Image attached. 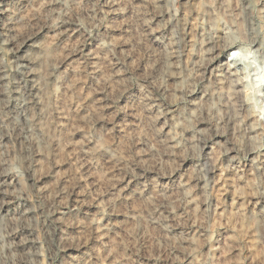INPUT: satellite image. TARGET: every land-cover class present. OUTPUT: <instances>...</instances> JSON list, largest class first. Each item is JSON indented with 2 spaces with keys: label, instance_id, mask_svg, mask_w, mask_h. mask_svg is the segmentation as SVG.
I'll return each instance as SVG.
<instances>
[{
  "label": "rangeland",
  "instance_id": "obj_1",
  "mask_svg": "<svg viewBox=\"0 0 264 264\" xmlns=\"http://www.w3.org/2000/svg\"><path fill=\"white\" fill-rule=\"evenodd\" d=\"M0 72V264H264V0H0Z\"/></svg>",
  "mask_w": 264,
  "mask_h": 264
},
{
  "label": "bare ground",
  "instance_id": "obj_2",
  "mask_svg": "<svg viewBox=\"0 0 264 264\" xmlns=\"http://www.w3.org/2000/svg\"><path fill=\"white\" fill-rule=\"evenodd\" d=\"M53 2H55V1H53ZM53 6V5H52ZM2 14H3V12H2ZM4 16H5V14H3ZM11 22H13V21H11ZM69 24V23H68ZM33 29H36V27H34ZM36 31H37V29H36ZM28 36V35H27ZM30 38V37H29ZM28 39V38H27ZM23 40H24V42H26V40L23 38ZM28 42V41H27ZM21 43H22V41H21ZM23 44V43H22ZM24 46V45H23ZM23 57H24V55H23ZM27 58V57H26ZM33 58H31V60H32ZM36 60V59H35ZM30 61V60H29ZM212 66V65H211ZM208 67V66H207ZM206 67V68H207ZM33 68V67H32ZM210 69V68H209ZM51 70H52V68L51 67H49V68H47V72L45 73V75H44V77H43V75L41 74V73H36L34 70H32L31 71V75H32V78H31V83H32V88L36 91V92H39L40 90H41V86H42V84L44 85V83H43V81L42 80H47L48 78H49V76L51 75ZM6 76L4 75V73H2V72H0V85H2L3 83H5V79L7 78H5ZM6 85V84H5ZM3 86V85H2ZM44 87V86H43ZM6 88V87H5ZM31 88V89H32ZM3 89V88H2ZM43 89V88H42ZM8 92V91H7ZM23 92V91H22ZM35 93V92H34ZM7 94V93H6ZM0 95H1V93H0ZM8 95V94H7ZM11 95V94H10ZM9 96V95H8ZM17 96H19V94L17 95ZM1 97H3V98H1ZM0 97V99L2 100L1 102L3 103V101H4V103H3V109L5 110V111H7V113H9V114H5L6 116L4 117L5 119H1V121H2V123H4V122H6V121H11V115H10V111L12 110V108H14L13 106L15 105V104H20L19 105V107L21 106V104H22V106H23V108H24V106L27 104V101L26 100H24V99H20V97H19V100L18 101H16L15 102V104H14V100L13 99H11V98H8L7 99V97H5V95H2ZM12 97V96H11ZM15 97V96H14ZM6 99V100H5ZM40 106V105H39ZM22 108V107H21ZM44 108V107H43ZM42 108V109H43ZM19 111V114H20V116H21V119H22V122H21V125H22V127H21V133H20V135H19V137H20V139H21V141H22V143H23V145H25V147H26V150H27V147L29 146H26L27 144H30L29 142H30V140L32 141V137H31V121L29 120V117H28V114H27V110H24V109H18ZM13 112V111H12ZM10 115V116H9ZM13 120V119H12ZM10 123V122H9ZM13 124V123H12ZM36 124V123H35ZM32 125H34V124H32ZM37 125V124H36ZM16 126V125H15ZM35 126V125H34ZM37 128V127H36ZM38 130V129H37ZM33 131V130H32ZM38 132V131H37ZM35 133V132H34ZM39 133V132H38ZM43 133V132H42ZM32 135H33V133H32ZM34 135H36V134H34ZM38 135V134H37ZM36 135V136H37ZM31 138V139H30ZM38 138V137H37ZM37 140V139H36ZM38 140H40V139H38ZM37 140V141H38ZM38 144H40V141L39 142H37ZM42 143V142H41ZM28 151V150H27Z\"/></svg>",
  "mask_w": 264,
  "mask_h": 264
}]
</instances>
